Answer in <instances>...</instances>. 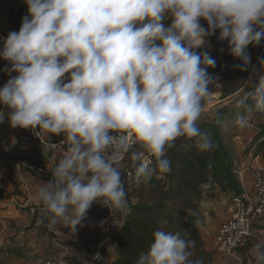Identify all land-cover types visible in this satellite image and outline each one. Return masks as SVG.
Returning a JSON list of instances; mask_svg holds the SVG:
<instances>
[{"label":"clouds","instance_id":"1","mask_svg":"<svg viewBox=\"0 0 264 264\" xmlns=\"http://www.w3.org/2000/svg\"><path fill=\"white\" fill-rule=\"evenodd\" d=\"M24 2L28 14L0 50L11 65L0 104L10 109L13 128L63 135L67 144L52 178L36 187L35 201L50 225L76 230L95 202L110 209L121 228L131 212L121 173L125 159L140 184L171 171L167 150L178 138L195 140L202 152L214 147L199 122L209 86H220L208 72L216 61L196 49L218 30L243 61L240 70H247L249 45L264 40V0ZM244 84L252 91L237 101L246 109L235 119L241 129L251 113H264V68L255 84L251 78ZM5 115L0 111V123ZM184 235L156 230L136 264H203L191 259L196 242ZM250 254L253 264H264V240Z\"/></svg>","mask_w":264,"mask_h":264},{"label":"trees","instance_id":"2","mask_svg":"<svg viewBox=\"0 0 264 264\" xmlns=\"http://www.w3.org/2000/svg\"><path fill=\"white\" fill-rule=\"evenodd\" d=\"M27 14L28 6L24 0L11 2L8 30L3 35L4 39L9 32L19 31L22 19ZM171 22V18L166 19V26ZM201 24L207 30V22L201 20ZM218 37L217 30L211 36L216 52L221 55L231 54L228 41H221ZM263 50L264 40L257 46L249 45L247 49L250 59L254 60L261 56ZM6 68L7 63L0 61V87L10 79ZM220 82H236L228 96L239 92L244 85V82H237L230 75L222 76ZM250 91L252 86L242 95ZM252 104L249 99L248 105ZM4 108L7 106L0 104V111ZM245 111L244 107L235 108L238 115L245 114ZM228 113V110L222 109L210 122L200 126L202 132L212 140L214 147L211 150L202 152L197 148L195 140L178 138L174 146L167 150V158L171 161L170 172L154 176L147 183L136 184L133 180L129 181L127 197L131 212L119 231L114 249L115 258L111 264H136L141 254L146 253L154 242L153 233L156 230L186 234L185 239L196 242L191 249V259H200L203 264H213V257L206 250L200 229V226L205 225L200 216L201 203L215 198L217 190L221 194L230 193L232 196L242 192L234 149L221 130L224 115ZM251 115L255 120L251 148L264 156V113L254 111ZM246 243L243 246H247ZM243 246L237 251H241Z\"/></svg>","mask_w":264,"mask_h":264},{"label":"crops","instance_id":"3","mask_svg":"<svg viewBox=\"0 0 264 264\" xmlns=\"http://www.w3.org/2000/svg\"><path fill=\"white\" fill-rule=\"evenodd\" d=\"M12 1L0 0V35L2 36L8 30L9 7ZM10 67L7 61V68ZM11 75L15 76L17 73L13 72ZM1 111L5 112V118L8 117L7 113L10 109L4 108ZM233 134L245 135L241 128ZM48 140L65 139L63 135L49 134ZM43 147L42 144L30 141L24 128H13L5 122L0 123V233L5 237V247L0 252V264H42L49 258H54L63 264H111L115 258L113 243L108 242L103 245L108 237L107 230L88 226V221L93 218L107 220L113 232L112 237L119 238L121 228L113 225L107 207L94 202L76 230L62 223L51 225V231L35 226V217L31 212L40 205L34 198L36 187L52 178L51 170L61 155L60 153L56 158L48 161L44 156ZM235 157L237 165L242 164L244 156L239 151H236ZM131 168H133L131 160L125 159L121 173L127 195L129 180L125 176V171ZM244 182L245 188L250 190L252 182L249 174ZM231 198L232 194H221L217 190L215 198L201 204L206 227L218 229L217 236L220 228L215 222L210 221L211 214L213 216L223 213L224 222H227L230 219ZM47 223L50 224L49 217ZM260 240H264V213L255 225L250 243L234 255L237 263L253 264L250 249Z\"/></svg>","mask_w":264,"mask_h":264},{"label":"built area","instance_id":"4","mask_svg":"<svg viewBox=\"0 0 264 264\" xmlns=\"http://www.w3.org/2000/svg\"><path fill=\"white\" fill-rule=\"evenodd\" d=\"M1 12V7H0ZM4 38L0 35V50L3 49ZM205 43L211 46V37L206 38ZM205 45L202 48L206 49ZM1 62L6 60L0 58ZM4 122L10 124L8 117ZM27 138L44 147V156L47 160L56 158L61 153V148H66L65 140L49 141L48 133H44L39 129H25ZM245 135H237L235 140L238 142V151L244 156L242 164L238 165V178L241 184L242 192L239 195H233L231 198L230 219L219 230L220 248L228 255L234 254L239 247L243 246L247 241L253 238L254 228L259 217L264 213V156L251 148L253 143L252 136L255 132V120L250 115V123L246 128L242 129ZM134 149L138 150V146ZM134 169L125 171L127 180L131 181ZM249 174L252 187L250 190L245 188V177ZM42 205H38L32 210L35 217V226L43 228L47 231L52 230V226L47 223L48 216L42 211ZM109 216L112 213L109 209ZM109 217V218H110ZM103 222V223H102ZM88 226L100 230H107V240L103 245L112 242V249H115L117 239H114L113 232L109 228L107 220H97L95 218L88 221ZM5 247V237L0 233V252ZM42 264H63L54 258L45 260Z\"/></svg>","mask_w":264,"mask_h":264},{"label":"rangeland","instance_id":"5","mask_svg":"<svg viewBox=\"0 0 264 264\" xmlns=\"http://www.w3.org/2000/svg\"><path fill=\"white\" fill-rule=\"evenodd\" d=\"M205 45H207L208 47L206 49H203L202 47ZM196 51L198 53L206 51L211 55L212 58L215 59V67H209L208 72L211 76L216 78L217 83L220 85L219 87H216L214 85L209 86V90L210 92H212V95L205 101V113L199 122V127L202 126L205 122H210L213 116H215L216 113L220 110H228L229 113L227 115H224L223 122L221 124V130L228 140L229 145L234 149L235 154L236 151H238V142L235 140L236 135H234L233 133L239 130V127H237L235 124V119L238 115L235 112V108H237V101L243 96L242 93L246 92V90H248L251 85L244 84L243 88L239 92L228 96L230 91H232V89L236 86V82L223 84L222 82H220V80L222 76L230 75L233 80L237 82L245 83L251 78L252 84H255L257 82L258 75L261 74V69L264 68V65L261 64V61H264V50L258 59H250V64L247 66V70L245 71H241L239 67L243 66L242 60L234 57L232 54L221 55L217 53L212 44L211 46H209L207 43H204L200 48L196 49ZM5 62L7 63V61ZM253 73H255V75H253ZM251 102L254 104V101L251 100ZM181 141H183V139H181ZM207 201L208 200H205L204 203ZM222 214L223 213H217L213 214V216L211 214L210 221H213L212 223L215 222L219 226V228H221L226 223L224 222L225 220ZM200 216L204 220L201 208ZM200 229L205 239L206 250L213 257V264H239L234 259V255L237 251L232 255H228L220 248L221 245L218 240L219 235L217 236L218 229H213L209 226L206 227V224L204 226H200ZM249 243L250 242L247 241L246 245Z\"/></svg>","mask_w":264,"mask_h":264}]
</instances>
